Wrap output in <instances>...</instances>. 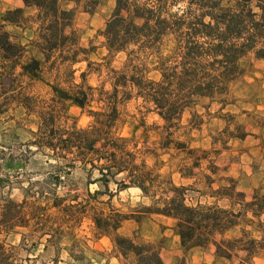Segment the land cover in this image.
<instances>
[{
  "label": "trees",
  "instance_id": "16d2710c",
  "mask_svg": "<svg viewBox=\"0 0 264 264\" xmlns=\"http://www.w3.org/2000/svg\"><path fill=\"white\" fill-rule=\"evenodd\" d=\"M20 1L23 8L9 10L0 18V117L18 106L37 112L38 131L33 144L49 149L51 157L61 164L55 165L57 168L70 170L76 162L82 163L86 172L85 195L90 201L102 194L110 197L111 182L116 184L117 192L136 188L150 201L146 213L172 220V230L185 251L213 245L218 258L237 261L232 264H256V259L264 258V194L255 191L246 201L232 178L220 177L222 184L213 185L216 180L210 175L204 176L207 185L201 190L175 185L170 177L147 166L145 157L147 153L155 156L154 150L152 153L137 148L130 138L121 137L116 127L117 95L128 100L141 99L164 123L160 148L188 156L192 161L181 168L180 175L194 177V170L206 159L207 151L189 149L171 137L183 114L200 101H216L221 109L228 105L231 86L243 73L239 60L245 54L257 51L264 60V0H115V12L100 34L109 54L124 53L126 58L121 70L112 71L111 98L103 99L99 110L89 111L92 123L85 129L68 124L65 111L39 106L25 95L22 85L23 79L46 83L45 74H49L54 84H46L53 101L70 102L81 109L90 107L94 100L92 87L75 85L66 90L56 82L65 73L72 74L70 67L87 52L71 29L73 13L61 8L62 0ZM25 9L33 12L30 19L37 25L36 38L29 45L7 30L8 26L20 28L27 23ZM168 39L172 47L163 55ZM29 46L38 57L30 53ZM150 61L155 63L157 80L148 77ZM246 136L241 130L234 137ZM197 153L202 156L197 157ZM95 170L98 177L92 179ZM209 170L216 176L218 168L213 163ZM119 175L122 177L116 180ZM55 178L56 185H52L44 207L36 205L37 198L28 202L26 196L20 202L6 198L0 203V264L37 262L29 257L17 259L15 247L6 243L13 234L20 235L19 245L33 241L35 236L38 240L47 236L43 250L52 246L51 264H57L59 242L67 234L63 226L75 223L79 216L94 209H88V205L80 209L63 205L70 195L56 194L62 177ZM91 184H99L100 189L91 193ZM192 192L200 196L194 198ZM77 198L76 194L72 196L74 201ZM48 209L56 210L59 217L53 219L47 214ZM134 218L110 209L107 214L92 211L91 220L96 233L108 237L127 264H165L160 245L140 241L134 234H118L123 223ZM238 226L242 228L241 237H228ZM175 264L188 263L182 259Z\"/></svg>",
  "mask_w": 264,
  "mask_h": 264
},
{
  "label": "rangeland",
  "instance_id": "374dc122",
  "mask_svg": "<svg viewBox=\"0 0 264 264\" xmlns=\"http://www.w3.org/2000/svg\"><path fill=\"white\" fill-rule=\"evenodd\" d=\"M115 0H62L61 8L73 13L71 29L76 31L79 45L87 52L78 57V62L70 67L73 73H65L59 87L68 90L75 85L89 86L94 89V100L90 107L81 109L70 102L53 101V93L46 83L54 84L53 77L45 74L46 83L23 79L25 95L38 102L39 106L50 107L55 111H65L68 124L75 123L77 129H85L92 123L91 110H99L103 106V99H110L112 93V71L122 69L125 62L124 53L109 54L104 47L101 32L115 12ZM23 8L20 0H0V18L13 9ZM25 16L29 18L23 27L8 26L7 30L29 45L36 38L37 25L30 19L33 12L25 9ZM69 31V29L67 30ZM172 47L171 40L166 41L162 54L167 55ZM30 53L38 57L34 49L29 46ZM264 60L260 59L257 51L245 54L239 65L243 71L231 86L228 105L221 109V104L209 100H202L193 109L186 111L181 119L179 128L173 133L172 139L184 142L189 149L207 151V157L201 161L199 168L194 170V177H182L181 168L190 165L191 159L175 150L160 148L165 136L163 121L141 99H124L117 95V110L119 120L116 124L121 137L130 138L137 148L147 149L149 152L145 162L149 168H154L163 177H170L175 185H191L195 190H201L207 185L204 176H211L222 184L218 178H232L237 189L250 201L255 191L264 194ZM148 77L153 80L159 78L155 63L148 62ZM39 111V110H37ZM193 115H197L193 117ZM37 112L30 113L21 106L14 107L0 117V203L10 198L20 202L24 196L27 201L39 200L36 205H48L52 185H56L55 177L60 175L61 186L56 189L59 197L65 193L70 196L63 205H73L80 209L88 205L87 214L79 216L75 223L63 226L66 235L60 240V253L57 264H127L113 249L110 239L99 236L92 223V211L107 214L110 209L121 214L133 215L134 219L123 223L118 234L132 236L140 241L153 242L160 245V256L165 264H175L185 260L188 264H232L237 262L225 261L216 256L215 247L193 248L185 251L179 237L173 232L172 220L145 212L150 201L136 188L116 191V184H109L107 194L89 200L86 193V172L82 163L76 162L75 168H57L61 166L46 148L37 147L35 140L38 131ZM237 126L240 129H237ZM247 133L243 139L234 136L239 132ZM154 150V152H153ZM201 154L197 153V157ZM202 156V155H201ZM205 157V156H204ZM213 163L218 170L216 176L211 175L209 167ZM97 164V162H95ZM90 165L87 166V169ZM64 171H69L64 174ZM96 170L92 179H96ZM122 175L115 179L120 180ZM225 183V182H224ZM99 184H91L88 191L93 193L100 189ZM77 200H72L73 195ZM194 198L200 195L192 192ZM202 201L203 198H201ZM225 203H221L224 205ZM47 214L53 219L59 214L54 209H48ZM57 216V217H56ZM137 220V221H136ZM264 221V216L262 217ZM59 221V219H58ZM241 227L238 226L227 234L228 237H241ZM19 245L20 235L9 236L6 243L15 247L17 259L36 260V264H51L54 249L48 245L43 250L47 236L40 240L36 238ZM35 247L32 248V244ZM36 258V259H35ZM256 264H264V258L256 259Z\"/></svg>",
  "mask_w": 264,
  "mask_h": 264
},
{
  "label": "crops",
  "instance_id": "0c3cea01",
  "mask_svg": "<svg viewBox=\"0 0 264 264\" xmlns=\"http://www.w3.org/2000/svg\"><path fill=\"white\" fill-rule=\"evenodd\" d=\"M264 62V61H263Z\"/></svg>",
  "mask_w": 264,
  "mask_h": 264
}]
</instances>
